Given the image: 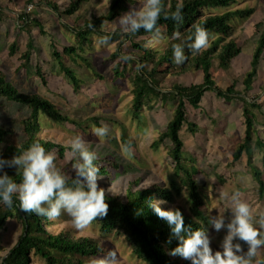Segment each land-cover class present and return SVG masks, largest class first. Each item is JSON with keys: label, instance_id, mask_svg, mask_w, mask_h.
Returning a JSON list of instances; mask_svg holds the SVG:
<instances>
[{"label": "trees", "instance_id": "obj_1", "mask_svg": "<svg viewBox=\"0 0 264 264\" xmlns=\"http://www.w3.org/2000/svg\"><path fill=\"white\" fill-rule=\"evenodd\" d=\"M86 1L71 0L62 7L57 6L55 2L51 5L55 11L60 12L63 8L64 14L73 15L80 11ZM139 1L112 0L108 14L105 12L94 14L86 18L84 23L76 25L75 43L68 42L66 39L50 42L52 60L58 65V84L48 81L40 63L37 64L36 76H32V80L29 79L33 81L34 77H38L40 84L33 81L29 86L30 91L22 85H17L3 70H0V96L21 103L28 111V113L20 112L18 119L0 123V145L2 146L0 156L11 159L16 153L27 149L33 142H39L46 150L55 152L57 166L71 177L75 175L71 170L72 164L78 162V159L72 157L68 164H61L62 159H68L71 149L69 146L48 140L42 135L44 130L42 121L52 120L56 122L58 128L62 125L74 124L78 126V131L73 132L74 137L90 132L95 123L100 125V119L105 118L119 122V129L123 134L127 133L125 122L115 120L114 117L93 115L81 120L79 117L68 116L64 108L48 96L49 93H53L55 96L62 97L63 95L59 94L57 89L67 82L75 98L86 83L79 75V70L74 67L80 64L82 67H90L95 75L99 76L108 93L110 89L118 90L128 85L132 98L124 113L127 119L137 123L138 132H143L139 123H144L141 118L145 108L154 109L159 105H173L171 113L173 116L168 121L167 131L160 134L153 143L155 151L162 147L167 148L168 171L165 172L167 175L164 173L166 180H156L143 187L138 186L143 177H138L127 183L125 191L119 188L113 192L109 191L111 183L117 182L126 170L132 169L133 166L130 163L124 164L115 155L97 152L98 158L94 163L100 170L98 186L106 192L109 204L107 215L98 218L87 230L78 232L71 224L63 228L58 227L59 220L69 219L67 215L50 221L34 213L24 212L17 197L13 198L12 207L0 203V264H38L35 256L40 259V264H91L97 255L104 256L107 251L113 250L115 243L107 240L111 236L115 239L123 237L124 241L132 247L133 253L145 264H191L189 260L169 255L171 250L179 244V238L172 235L171 227L165 220L148 208V200L161 201L160 206L166 210L179 209L184 216L186 227L190 226L193 230L211 227L208 225L211 214L206 203L207 199H210L211 191L206 183L209 180H215L214 185H217L225 170L236 168V163L241 164L244 149L241 145L237 146L238 150L233 153L232 158L235 162L230 163L226 168L215 165L226 157L227 151L221 155L214 148L202 149L201 157L196 153L185 154V141L181 130L189 123L185 124L189 113L188 108L196 107L204 100L211 98L214 90L223 96V100H231L239 95H236L234 85H228L225 89L219 87L214 65L218 62L221 69L230 68L232 59L240 52V46L234 34L237 27L241 25L237 24V21L251 18L255 9L244 8V5L251 0H183L182 22L165 19L163 14L161 15L156 27L160 30L162 38L156 39L154 33L143 29L135 34H122L120 28L111 31L104 28L106 22L124 14L130 6L136 5ZM177 2L178 0H163L166 9L170 12L175 11ZM8 6L2 7L0 0V21L8 16L10 18L15 16ZM17 15L27 17V13ZM31 23L43 31L42 24L36 19H33ZM196 23L203 26L210 34L209 46L196 55H192L185 46L187 61L182 65L174 64L172 44L186 45L188 37L194 31L192 25ZM177 31L180 33V39L174 40L172 36ZM104 35L111 36L108 45H112L113 48L110 53L104 52L99 67L91 66L87 58L76 55L79 45H83L87 51L93 48L97 50L99 47L105 49L108 45L99 43ZM26 41L28 43L24 52L18 54L17 39L11 42L10 52L20 57L17 71L30 74L27 67L35 54L36 45L30 37ZM261 51L262 47H259L255 55L257 62H259L258 57ZM126 55L133 59L123 60L122 57ZM38 56L40 60H43L41 55L38 54ZM166 63L169 65V71L175 74L177 79L172 80L164 91L158 85L157 78ZM138 65L141 67L138 68ZM189 70L194 75L191 84L180 86L178 77L186 75ZM254 73L252 71L248 77H244L245 90L253 88ZM206 92L209 93L206 94ZM254 109L247 102L243 109L245 135L250 139L253 134ZM132 126L131 124L129 127ZM21 137L22 139L17 142L16 140ZM169 137L172 144L167 142ZM257 141L264 144L262 137H258ZM213 150L218 156L207 155ZM246 153L248 160L251 161L254 155L253 150L248 148ZM4 171L17 182L20 181L15 168H5ZM214 173L216 175H213ZM251 173L253 178L260 181L259 169L251 170ZM258 189L259 197L264 199V183ZM17 229L20 230L18 242L6 248L4 237L14 236ZM261 264H264V258L261 259Z\"/></svg>", "mask_w": 264, "mask_h": 264}, {"label": "rangeland", "instance_id": "obj_2", "mask_svg": "<svg viewBox=\"0 0 264 264\" xmlns=\"http://www.w3.org/2000/svg\"><path fill=\"white\" fill-rule=\"evenodd\" d=\"M70 1L71 0H45V2H42V0H33L27 2L26 0H1L2 7L9 5V10H11L15 16L13 18L8 16L3 21H0V70H3L8 78L15 81L17 85H22L23 88L30 91L29 86L33 81L40 84L38 77H34L33 81H29V79L32 80V76H36L38 63H40L41 67L43 66V72L48 81H51L52 84H58V65L52 60L50 42L52 40H58L60 42L66 39L68 42L75 43L74 29L76 25L84 23L86 18H90L94 14L100 12L108 14L110 12V4L112 3V0H87L80 11L73 15L64 14L63 8L60 9V12H58V10L55 11L52 8L53 5H51V3L55 2L58 4L57 6L62 7ZM140 6L139 1L136 5L130 6L128 11L133 8H139ZM250 7L255 9L251 17L252 19L244 21L243 23H240L239 19L237 24L241 25L236 29V35L241 36L243 39H248L246 40L245 49L244 44L240 42V52L232 59L230 68L223 70L219 67L218 62L214 65L215 73L218 76L217 81L219 87L225 89L228 85H234L238 93L250 92V90L244 89L245 86L242 81L244 77H248L252 71H257L258 62L252 54L260 32L256 30L255 24L259 21L264 22V0H251L244 5V8ZM21 13H27V17H19L17 15ZM120 16L106 22L104 28L108 31L119 29L117 21ZM33 19H36L42 24L43 31H41L38 26L31 23ZM262 30L264 31V28ZM28 37L33 39L36 50L27 67V71L30 74H24L21 71H17V67L20 65V57L12 55L10 52V44L17 39L19 43L18 54H21L27 47L28 42L26 40ZM112 48V45H108L105 49L99 47L97 50L93 48L87 51L83 45H79L76 55L87 58L91 66L99 67L102 63L104 52L110 53ZM38 54L41 55L43 60L39 59ZM74 67L79 70V75L86 82L81 91L75 95V98L72 94V88L67 82L60 85L57 89L59 94L67 98L55 96L53 93H49L48 96L53 98L57 104L61 105L68 116L79 117L81 120L93 115L114 117L115 120L119 119L124 121L127 126V133L123 134L119 129V122L101 118L100 125L101 123L106 124L110 129L108 136L98 139L91 134V131H85L87 133L82 134L90 150L95 153L103 152L115 155L124 164L130 163L133 166L132 169H127L126 173L123 174L117 182L111 183L109 189H111L112 192L117 188L125 191L127 183L138 177H143L142 181L138 183V186L143 187L156 180H166L164 173L168 171L166 160L167 148L162 147L160 150L155 151L153 143L160 134H164L167 131L168 121L173 116V114H171L173 105H159L154 109L145 108L141 118L144 123H139L143 132H138L136 128L137 123L132 122L131 119H127L124 113V110L127 109L129 101L132 98L128 90V85L118 90L110 89L108 93L105 91L99 76L95 75L90 67H82L80 64ZM193 77V72L189 70L186 75L178 77V84L180 86L190 85ZM157 79L159 82L158 85L165 91L167 85H170L172 80L176 81L177 76L169 71V65L166 63L165 66L161 68ZM262 88L264 89V58L260 72L254 82L253 89L254 92L259 95V98L253 102L248 100L249 105L252 108H256L254 109V113L256 114L257 122H259L257 127L261 128L263 131L255 130L251 139L247 138L245 135V125L242 118L236 117L237 111L231 114L232 109L240 111L237 98L223 100L217 90L212 92L211 98L204 100L196 107L191 106V108H188L189 113L185 124L187 122L189 123L181 130L182 138L186 143L184 146L185 154L196 153L197 156L201 157L203 155L202 149L210 150L214 148L217 149L221 155L227 151L226 157L219 161V163H215V165L225 168L230 163L235 162L232 158L233 153L238 150L237 146H243L244 153L242 154V163H236L237 167L234 169L225 170L224 175L220 177L217 185H214L215 180H209L206 183V186L211 191L210 199L206 201L208 211L211 215H218L219 209L225 211L226 223L230 217V210H227L228 200L225 197L235 191L241 192L242 197L251 205L254 214L264 212V199L259 197L258 189V187L264 183V144H260L257 141L258 137H261L260 134L262 132V134H264V129L260 127V123H264V95L260 93L262 92ZM243 89L244 91H242ZM208 93L209 92H206V94ZM253 103H255V105ZM20 112L28 113L27 109L21 105V103L0 96L1 124L18 119ZM43 116L44 114L42 118ZM55 123L56 122L52 120L42 121V125L44 126L42 135L46 136L48 140L68 146L70 139L73 137V132L78 131V126L68 124L58 128ZM131 124L133 126L130 128L129 126ZM196 124L197 126H195ZM100 125L95 123L93 126L98 127ZM196 127L199 128L198 131H195ZM16 129L19 130L18 127H16ZM21 139L22 137L16 141L18 142ZM167 142L172 144L170 137L167 139ZM258 146L263 147L261 152ZM1 148L2 146L0 145V149ZM248 148L254 150L255 155H257V157H255V159L253 158L251 161L248 160L246 153ZM207 155L218 156L215 150L209 151ZM72 157V154L69 153L68 159H62L61 164H68ZM73 159L77 158L73 157ZM257 169H259V173H261L260 181L255 177L253 178L251 174V170ZM213 175H216V173ZM221 192L224 196L220 195ZM67 224H71L70 218H63L58 221L59 228H63ZM207 229L212 238L211 247L213 251L221 250L220 243L226 235L227 229L224 228L220 232H216L213 227L203 228V230ZM19 236V229H17L14 236L9 238L5 236L4 242L6 248H10L12 245L16 244ZM112 237L113 236L107 238V240L115 243L113 250L117 253L116 264H145V262L133 253L132 247L124 241L123 237H118L119 239ZM242 246L246 252L247 245L243 244ZM104 256H106V254ZM104 256L97 255L96 257ZM262 258H264V249L259 250L255 259L261 262ZM35 261L38 264L41 263L37 256H35Z\"/></svg>", "mask_w": 264, "mask_h": 264}, {"label": "clouds", "instance_id": "obj_3", "mask_svg": "<svg viewBox=\"0 0 264 264\" xmlns=\"http://www.w3.org/2000/svg\"><path fill=\"white\" fill-rule=\"evenodd\" d=\"M140 5L139 8H133L119 17L117 23L122 34H135L143 29L146 32L154 33V38L159 39L162 37L156 26L162 14L165 19H171L178 23L183 20V0H178L175 11L172 12L166 9L163 0H140ZM249 19L240 20V23ZM192 28L194 31L188 37L186 45L172 44L173 62L176 65H182L188 59L184 51L185 46L192 55L201 53L209 46L210 34L208 31L198 23L193 24ZM255 28L260 32V35L252 55H256L259 47H262V51L258 57L259 62L257 71L254 73V82L264 58V31L262 30L264 22H257ZM234 34L237 43L242 42L245 49L248 39L236 35V32ZM172 39H180V33L174 32ZM110 41L111 36L104 35L99 43L107 46ZM122 59L127 61L133 57L126 55ZM253 89L254 83L249 93H238L235 90L236 95L239 94L235 98L237 101L239 100L238 106L241 105L242 110L246 102L249 104L248 100L253 102L259 98ZM260 93L264 95L263 88ZM242 97L244 99H241ZM253 104L255 105V103ZM243 118L245 117L243 116ZM198 130L199 128L196 127L195 131ZM109 133V127L103 123L98 127L93 126L91 130V134L98 139L108 136ZM68 146L72 156L78 159V162L72 164L71 170L75 175L71 177L57 166L55 152L46 150L39 142H33L27 149L16 153L11 159L0 156V173H2L0 174V203L12 207L13 198L17 197L21 209L26 213H34L50 221L67 215L70 218L71 226L78 232L87 230L98 218L106 216L109 204L105 189L98 186L100 170L94 163L98 158L97 154L90 150L88 143L81 135L72 137ZM258 149L261 152L262 147L258 146ZM5 168H15L17 176H20V181L17 182L4 171ZM109 191L112 190L109 189ZM220 195L224 196L222 192ZM225 198L228 200L227 210H230L228 222L226 223L225 211L220 209L219 214L211 215L208 221V225L213 227L216 232H220L224 228L227 229V233L220 243L221 250L216 251H213L211 247L212 238L208 229L193 230L190 226L186 227L184 216L179 209L166 210L160 206L161 201L148 200V208H151L159 218L165 220L171 227L172 235L179 238V244L171 250L169 255L189 260L191 264H254V261L255 264H261L255 258L259 250L264 249V212L254 214L251 205L239 191H235ZM185 233L187 235H184ZM243 244L247 245L246 252ZM116 256L117 253L114 250L107 251L106 256L94 258L91 264H116Z\"/></svg>", "mask_w": 264, "mask_h": 264}, {"label": "crops", "instance_id": "obj_4", "mask_svg": "<svg viewBox=\"0 0 264 264\" xmlns=\"http://www.w3.org/2000/svg\"><path fill=\"white\" fill-rule=\"evenodd\" d=\"M254 91V90H253ZM239 109H240V111H238V110H231V114H233V112L234 111H237V116L236 117H240V118H242L243 119V115H242V107H241V105L239 106ZM255 111V110H254ZM253 115V120H254V123H253V132L256 130V131H259V130H261V131H263L261 128H258L257 127V124L259 123V122H257V119H256V114L255 113H253L252 114ZM235 117V118H236ZM260 127H262L263 129H264V123H260ZM263 133V132H262ZM260 134L261 135V137L262 138H264V134ZM263 148V147H262ZM255 157H257V155H255ZM260 157V156H259ZM261 158V157H260Z\"/></svg>", "mask_w": 264, "mask_h": 264}, {"label": "built area", "instance_id": "obj_5", "mask_svg": "<svg viewBox=\"0 0 264 264\" xmlns=\"http://www.w3.org/2000/svg\"><path fill=\"white\" fill-rule=\"evenodd\" d=\"M31 9H32V7H31Z\"/></svg>", "mask_w": 264, "mask_h": 264}]
</instances>
